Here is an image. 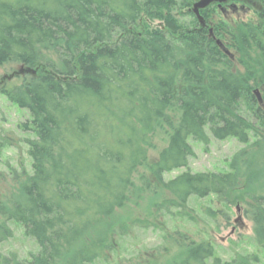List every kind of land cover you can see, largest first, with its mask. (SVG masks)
<instances>
[{
    "label": "trees",
    "instance_id": "trees-1",
    "mask_svg": "<svg viewBox=\"0 0 264 264\" xmlns=\"http://www.w3.org/2000/svg\"><path fill=\"white\" fill-rule=\"evenodd\" d=\"M196 1L0 0V67L29 71L13 77L23 79L11 91L1 88L10 80L2 78L0 92L29 113L21 127L35 138L27 143L31 174L17 199L0 202V218L20 225L38 247L25 260L0 253V264L98 259L117 227L124 229L115 222L117 211L149 191L143 177L139 187L134 180L158 131L165 132L166 147L148 173L170 197L158 208L181 209L191 197L224 198L237 188L236 164L228 173L162 178L187 169L190 142L206 147L209 136L244 146L252 137L256 147L264 142V108L253 92L264 87V8L256 22L236 27L213 25L205 9L201 28L192 13ZM181 16L192 17L193 28ZM231 50L240 55L242 73ZM259 154L246 160L249 181L258 175ZM246 207L264 254V196ZM10 237L0 223V243ZM207 260L231 264L209 244L188 246L179 264Z\"/></svg>",
    "mask_w": 264,
    "mask_h": 264
},
{
    "label": "rangeland",
    "instance_id": "rangeland-1",
    "mask_svg": "<svg viewBox=\"0 0 264 264\" xmlns=\"http://www.w3.org/2000/svg\"><path fill=\"white\" fill-rule=\"evenodd\" d=\"M226 4L221 7L214 4L207 8L213 25L222 22L236 27L241 23H254L256 15L264 8V0H245L243 3L237 2L238 7L243 4L245 12L233 14L226 8ZM179 20L185 28H193L192 17L181 16ZM155 26L157 23L152 24V27ZM208 28L212 33V25ZM230 52L235 70L242 73L243 68L237 63L240 55L232 50ZM19 69L20 66L16 64L0 67V80ZM22 79H10L1 88L11 91L22 84ZM263 88L253 90L262 108ZM29 120L26 110L8 102L0 92V202L3 204L18 198L20 186L25 182L26 175L31 174L27 143L35 138L31 132H25L21 127ZM166 142L164 131H158L154 135L153 149L148 152L146 164L138 171L134 180V184L139 187L138 178L143 177L151 185L149 191L144 193L141 200L132 199L125 209L117 211L115 222L119 227L124 223V229L117 227L110 236L108 247L91 264H179L184 259L188 246L201 244L212 246L215 257L225 263L242 264L246 259L249 264H264V254L255 243L253 225L246 214V204L251 198L264 196V142L256 147V140L252 137L250 145L244 146L234 139L216 141L210 136L206 147L190 142L194 157L189 160L187 169L164 174V182L187 171L193 174L228 173L232 164H236L240 179L237 188L226 197H191L181 209L157 207L170 197L160 190L148 173V166L157 160L159 153L166 147ZM257 151L260 154L256 172H259L249 181L245 169L246 160ZM243 152L246 158L242 156ZM5 221L0 218V223H5L6 228L11 231V237L0 243V253L4 256L15 255L19 260L28 259L29 255L35 254L38 247L24 235L21 226ZM254 260L257 262H253ZM205 263L211 264V260Z\"/></svg>",
    "mask_w": 264,
    "mask_h": 264
},
{
    "label": "water",
    "instance_id": "water-1",
    "mask_svg": "<svg viewBox=\"0 0 264 264\" xmlns=\"http://www.w3.org/2000/svg\"><path fill=\"white\" fill-rule=\"evenodd\" d=\"M244 0H198L196 3L192 5V13L196 17L199 25L201 28L205 27V23L203 19L200 17L199 12L207 9L211 5H217L218 7H221V5L226 4L228 2H243ZM219 45V42H217ZM226 55H229V53L226 50H222ZM24 72L29 71H24L22 69H19L16 73L10 75L7 79H12L16 74L17 75H22ZM257 95V94H256ZM260 104V102H258Z\"/></svg>",
    "mask_w": 264,
    "mask_h": 264
},
{
    "label": "flooded vegetation",
    "instance_id": "flooded-vegetation-1",
    "mask_svg": "<svg viewBox=\"0 0 264 264\" xmlns=\"http://www.w3.org/2000/svg\"><path fill=\"white\" fill-rule=\"evenodd\" d=\"M244 1H245V0H244ZM244 1H243V2H244ZM243 2H242V3H243ZM228 3H230V4H229V5L226 4L225 6H226V8H228V10L231 11L233 14H235V13H237V12H239V11H241V12H245V11H244V6H243V4H241L240 7H238V6H237V2H228ZM222 11H223V12H226V9H223Z\"/></svg>",
    "mask_w": 264,
    "mask_h": 264
}]
</instances>
